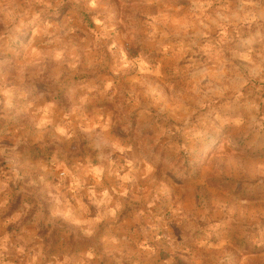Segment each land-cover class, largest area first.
<instances>
[{"label": "rangeland", "instance_id": "1", "mask_svg": "<svg viewBox=\"0 0 264 264\" xmlns=\"http://www.w3.org/2000/svg\"><path fill=\"white\" fill-rule=\"evenodd\" d=\"M0 264H264V0H0Z\"/></svg>", "mask_w": 264, "mask_h": 264}, {"label": "crops", "instance_id": "2", "mask_svg": "<svg viewBox=\"0 0 264 264\" xmlns=\"http://www.w3.org/2000/svg\"><path fill=\"white\" fill-rule=\"evenodd\" d=\"M70 209V211L72 212L71 213V216H72V218H73V221L72 222H74V223H76V224H79L80 223V220L81 221H83L82 222V225H83V227H81L83 230H87L86 232H85V236L86 235H88L89 234V230H90V227H93V229H95V226L94 225H96V226H98V224L96 223H91V221L90 220H87V218H89L88 216L87 217H85V216H80V214H81V212H82V210H78L77 208H73V207H71V208H69ZM70 213V212H69ZM75 215H78V219L77 218H74V216ZM71 216H69V218H71ZM87 224H90V226L89 225H87ZM109 232V231H108ZM110 233V232H109ZM123 234H125V235H123V239L125 240L126 239V233H123ZM90 255H92V256H89V253L88 254H86L85 256H83V258H80V255L78 254V256L77 255H75V254H69V253H66L65 252V254L63 253L62 254V256H56L55 258H49V259H55V260H66V259H70L71 257H74L75 259L78 257V259H82V260H84V261H86L87 259H88V257L91 259V261H96V260H98V256L96 255V253L95 254H90ZM49 257V256H48Z\"/></svg>", "mask_w": 264, "mask_h": 264}]
</instances>
